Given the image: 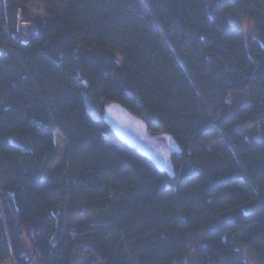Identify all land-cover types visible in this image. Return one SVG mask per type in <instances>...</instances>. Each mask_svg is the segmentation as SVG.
Returning a JSON list of instances; mask_svg holds the SVG:
<instances>
[{"label":"trees","instance_id":"obj_1","mask_svg":"<svg viewBox=\"0 0 264 264\" xmlns=\"http://www.w3.org/2000/svg\"><path fill=\"white\" fill-rule=\"evenodd\" d=\"M15 1L0 0V264H248L245 245L264 264V45L234 19L264 41V0ZM113 102L173 136L174 178L115 137ZM57 133L67 157L48 172ZM88 212L108 219L66 226Z\"/></svg>","mask_w":264,"mask_h":264},{"label":"water","instance_id":"obj_2","mask_svg":"<svg viewBox=\"0 0 264 264\" xmlns=\"http://www.w3.org/2000/svg\"><path fill=\"white\" fill-rule=\"evenodd\" d=\"M103 119L120 142L147 158L159 171L174 178L172 157L181 153V148L171 134L149 129L140 116L115 102L104 108Z\"/></svg>","mask_w":264,"mask_h":264},{"label":"rangeland","instance_id":"obj_3","mask_svg":"<svg viewBox=\"0 0 264 264\" xmlns=\"http://www.w3.org/2000/svg\"><path fill=\"white\" fill-rule=\"evenodd\" d=\"M6 3H13L17 4L15 0H5ZM47 6H56L58 8H63V6L52 3V2H36L27 8L37 16H42L44 17V9ZM236 21V24L243 30V32L246 35L252 36L253 38L260 40V42L264 45V41L262 38H260L258 32L255 29V25L252 20L246 17H238L235 16L234 18ZM21 26V29H19V33L17 34L18 38H26L28 36V31L32 29L31 25L28 24H22L20 21L19 28ZM2 49V46L0 45V50ZM248 90L244 91H231L228 93L227 100L231 104H236L237 106H240L248 100ZM245 100V101H244ZM237 103H242V104H237ZM56 147H57V158L54 164L50 167L48 172H55L58 167L61 166V164L66 160L67 157V152H68V144L65 141V139L57 133L56 138ZM226 141V139H221L213 144V146L222 144ZM261 202H258L256 200H252L251 202L245 204L244 210L248 211L252 209L255 205L259 204ZM108 219V216L105 212L102 213H94V212H88V213H81L73 216H69L66 218V226L70 228L71 230H77L80 228L82 225L89 224V223H98V222H103ZM241 249H243L244 254L246 256L248 264H261L259 259L256 257V254L254 251H252L248 246H241ZM11 264H15L14 261L11 262ZM76 264H85L83 260H79Z\"/></svg>","mask_w":264,"mask_h":264},{"label":"built area","instance_id":"obj_4","mask_svg":"<svg viewBox=\"0 0 264 264\" xmlns=\"http://www.w3.org/2000/svg\"><path fill=\"white\" fill-rule=\"evenodd\" d=\"M21 23L22 24H28V25H30L29 23H27V22H23V21H21ZM19 29H21V26H20V28ZM21 40H24L25 39V37L24 38H20ZM14 260L13 259H8V260H5L2 264H11V262H13ZM14 263L15 264H17L15 261H14Z\"/></svg>","mask_w":264,"mask_h":264}]
</instances>
